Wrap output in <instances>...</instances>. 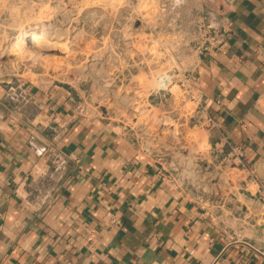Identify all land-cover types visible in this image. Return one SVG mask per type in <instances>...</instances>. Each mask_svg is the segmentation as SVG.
<instances>
[{
    "label": "crops",
    "instance_id": "1",
    "mask_svg": "<svg viewBox=\"0 0 264 264\" xmlns=\"http://www.w3.org/2000/svg\"><path fill=\"white\" fill-rule=\"evenodd\" d=\"M187 2L229 32L188 73L211 104L196 125L206 161L241 147L262 199L264 0ZM78 102L68 85L0 77V264H264V222L169 178L129 124Z\"/></svg>",
    "mask_w": 264,
    "mask_h": 264
},
{
    "label": "rangeland",
    "instance_id": "2",
    "mask_svg": "<svg viewBox=\"0 0 264 264\" xmlns=\"http://www.w3.org/2000/svg\"><path fill=\"white\" fill-rule=\"evenodd\" d=\"M187 1L0 0V31L12 37L58 22L47 41L1 45L0 77L73 87L84 113L129 124L142 145L165 163L169 178L222 197L228 206L264 222L259 197L242 204L236 199L237 189L251 190L237 155L206 161L203 127H196L204 119L197 117L204 103L185 83L202 48L210 44L202 36L209 17L189 9ZM86 61L94 66H83ZM100 83L129 96H111ZM139 104L153 112L140 117L134 110ZM156 117L167 120L173 131L159 130ZM188 156L200 158L215 177H205L197 165L186 166Z\"/></svg>",
    "mask_w": 264,
    "mask_h": 264
},
{
    "label": "bare ground",
    "instance_id": "3",
    "mask_svg": "<svg viewBox=\"0 0 264 264\" xmlns=\"http://www.w3.org/2000/svg\"><path fill=\"white\" fill-rule=\"evenodd\" d=\"M58 26V22L57 20H50L48 22H46L43 25V28L41 30H33L29 35H17V36H10L5 32H1L0 31V46L4 45L7 47H12V46H16V45H22V44H30V43H36V42H41V41H47L50 38V34L51 32H53V30ZM50 33V34H49ZM83 66H94V62L89 63V61H86L82 64ZM99 86L106 91L109 95L111 96H119L121 97V99H125V97H128V94H123L122 92H119L118 90L111 88L108 84H99ZM98 86V87H99ZM100 88V90H101ZM135 112H137V115H139L140 117L145 116V115H150L153 110L150 109V107L146 106L145 104H139L135 109ZM155 122L157 123V125H159V130H163V131H173V129L170 128V123L167 122V120L162 119L160 117H156L155 118ZM148 141V140H147ZM185 165L189 166V165H197V167L202 168L201 171H203V175L205 177H215V173L214 171H208L206 170L204 167L205 165H203L202 161L200 160V158L196 157V156H188L186 158L185 161ZM200 171V170H199ZM196 175V174H195ZM240 189V188H239ZM236 190V196L241 200V202L239 204H242L244 202L250 201L253 202L254 201V196L253 194L249 191V190Z\"/></svg>",
    "mask_w": 264,
    "mask_h": 264
},
{
    "label": "built area",
    "instance_id": "4",
    "mask_svg": "<svg viewBox=\"0 0 264 264\" xmlns=\"http://www.w3.org/2000/svg\"><path fill=\"white\" fill-rule=\"evenodd\" d=\"M205 18V17H204ZM204 27L202 28L203 30V39L205 41V43H207L208 41L210 42V44H206L202 50H201V55L203 56H214L220 49L221 45L225 42V39L228 37L229 32L226 29V27H222L220 25H217L213 22H211L209 19H205L204 22ZM212 39H215V43L212 45ZM185 86L190 89V91H192V93L196 94V90L194 85L192 84V82L188 79H186V83ZM197 95V99L199 100L200 103L203 102L201 96L199 94ZM219 102V101H217ZM210 103H204V108L205 110L209 113L210 112ZM233 151L236 155H241V147H234ZM258 199V198H257ZM264 203V196L261 199ZM251 243H249L250 245ZM251 246L253 247V249H255L256 251L263 253L262 250L258 249L257 247H255L254 245L251 244Z\"/></svg>",
    "mask_w": 264,
    "mask_h": 264
}]
</instances>
